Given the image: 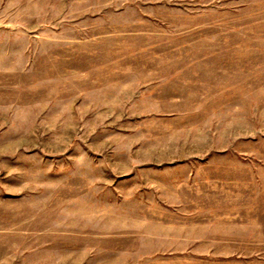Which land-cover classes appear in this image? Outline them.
Wrapping results in <instances>:
<instances>
[{"label":"rangeland","instance_id":"rangeland-1","mask_svg":"<svg viewBox=\"0 0 264 264\" xmlns=\"http://www.w3.org/2000/svg\"><path fill=\"white\" fill-rule=\"evenodd\" d=\"M0 264H264V0H0Z\"/></svg>","mask_w":264,"mask_h":264}]
</instances>
